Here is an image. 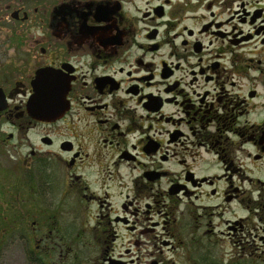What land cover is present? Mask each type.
<instances>
[{
  "label": "flooded vegetation",
  "instance_id": "flooded-vegetation-1",
  "mask_svg": "<svg viewBox=\"0 0 264 264\" xmlns=\"http://www.w3.org/2000/svg\"><path fill=\"white\" fill-rule=\"evenodd\" d=\"M213 9L207 0H0V178L8 188L18 181L29 197L10 199L0 184V238L16 225L57 227L43 222L49 168L57 166L84 198L122 195L119 212L101 216L104 230L136 232L140 216L173 213L179 202L264 209V179L254 174L264 166V59L239 48L264 46V14L239 20L256 39L252 31L230 40L234 16L228 23ZM229 222L231 231L245 226ZM148 223L155 228L147 231L171 226ZM44 235L29 241L35 264H48Z\"/></svg>",
  "mask_w": 264,
  "mask_h": 264
},
{
  "label": "rangeland",
  "instance_id": "rangeland-1",
  "mask_svg": "<svg viewBox=\"0 0 264 264\" xmlns=\"http://www.w3.org/2000/svg\"><path fill=\"white\" fill-rule=\"evenodd\" d=\"M208 1H211L217 19L222 16L223 20H228L227 22L230 23L229 19L234 16L232 24H227L228 30L226 31L230 32L228 36L230 40H237L252 31L254 38L251 37V41L256 39L255 30L241 26L244 24H241L242 22L239 20L247 19L248 15L258 12V9H262L260 11L264 14V0ZM234 20L235 22H233ZM231 26L236 28H230ZM241 27L242 33L239 31ZM260 31L261 36L264 37V30ZM221 41L222 38L218 40V43ZM241 44L242 40L241 43L235 45V48ZM262 47H264L262 43L254 41L245 45L242 50L241 47L239 48L240 51H244L246 48L253 49L257 51L260 58L264 59ZM228 59L230 62L231 56ZM205 164H210L207 165L210 167L209 170L215 169L216 174H220L218 168L214 166V162L208 160ZM58 167L62 166H57V169L54 168V170L49 168V173L54 177L52 182L47 181L46 192L44 197L42 196L43 199L45 198L47 209V218L43 222L47 221L49 224L53 221L54 226L57 227L50 231L49 227L46 229L42 225V231L34 232L30 228L16 225L9 236L2 239L1 235L0 264H35L29 260L30 250L34 248L35 244L29 241L33 242V237L39 236L41 232L45 233L43 237L46 238V250L42 251L44 255L46 254L45 258L48 264H119L120 259L126 262L134 259V262H130V264H154L155 262L159 264H199L195 257L201 260V264H264V209L255 210L254 212L257 213L255 215L248 213L246 205L238 206L235 203L228 204L229 207L227 204H225L226 206L222 204L216 210L191 207L188 201L179 202L178 208L173 213L167 210L163 212V215L155 216L153 219H148V215L142 214L143 217L140 216L137 223L139 230L136 232L126 230L122 225H111V228L104 230L103 224H98L101 221V216L106 218L108 214L111 217L115 216L114 214L119 212V206L123 201L122 195L118 196L112 189L110 199L107 200L103 197L100 207V203L94 198H84L79 194L78 189H75L76 184H73V179L64 166L63 169ZM85 171L90 176L92 171L89 172L88 169ZM125 172L126 175L130 173L129 171ZM254 174H256L255 177L261 176L264 179V166L261 171L256 168ZM91 178L94 181L95 175ZM9 183L10 181L5 178H0V184L9 190L10 199L12 198L11 194L14 196L19 194V198L26 199L27 195L18 187V181H14L15 188H8ZM253 186L254 183H246L242 188L248 191L254 189ZM203 192L205 193V190ZM142 195H146V192ZM199 195L201 194L199 193ZM245 195L244 199L247 201L249 192ZM17 198H13L16 204ZM5 199L8 198H3V200ZM241 199L242 197H240ZM106 200L111 204L107 205ZM142 200L144 205L145 197ZM199 200L202 202L201 205H206V201L204 202L201 198ZM207 202L211 201L207 200ZM167 212L168 214H165ZM105 217L102 219L105 220ZM129 219L138 221L137 217ZM228 219L231 222L243 219L245 226L242 230L239 228L237 231H231L226 225L224 226ZM157 221L170 222V229H167L166 232L161 228L155 231L145 229L155 228L148 222ZM208 223L212 227H208ZM230 225L235 227V224L231 223ZM197 226L200 228L194 229ZM177 227H183L185 230L180 231ZM140 229H145L142 236L139 234ZM209 229L213 232L209 233ZM0 232L2 234L3 230ZM113 235H117L115 237L117 240H113ZM261 236L263 240H261ZM134 241L139 242V245L131 244ZM165 242H169V245L165 246L163 244ZM42 246L44 247V244ZM138 258L140 259L137 260Z\"/></svg>",
  "mask_w": 264,
  "mask_h": 264
},
{
  "label": "water",
  "instance_id": "water-1",
  "mask_svg": "<svg viewBox=\"0 0 264 264\" xmlns=\"http://www.w3.org/2000/svg\"><path fill=\"white\" fill-rule=\"evenodd\" d=\"M42 102L45 103V109L47 111V114H50V112L53 108L52 105H53V103L55 104V101L50 99L49 96L47 95L46 100L42 101ZM33 104L37 106V109H39L40 101L38 99L34 100Z\"/></svg>",
  "mask_w": 264,
  "mask_h": 264
},
{
  "label": "trees",
  "instance_id": "trees-1",
  "mask_svg": "<svg viewBox=\"0 0 264 264\" xmlns=\"http://www.w3.org/2000/svg\"><path fill=\"white\" fill-rule=\"evenodd\" d=\"M37 259H38V258H35V259L33 258V259H31V260H32L33 262H36V263H37V262H38Z\"/></svg>",
  "mask_w": 264,
  "mask_h": 264
}]
</instances>
